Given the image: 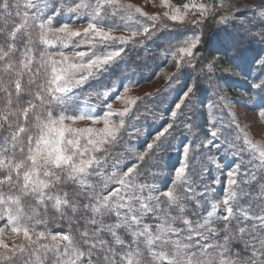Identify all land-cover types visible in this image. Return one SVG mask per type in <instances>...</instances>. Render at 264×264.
I'll return each instance as SVG.
<instances>
[{"label":"snow or ice","instance_id":"6c2138e0","mask_svg":"<svg viewBox=\"0 0 264 264\" xmlns=\"http://www.w3.org/2000/svg\"><path fill=\"white\" fill-rule=\"evenodd\" d=\"M161 4L173 23L189 14L200 19L188 24L220 16L227 32L229 0ZM141 17L139 7L121 0H0V235L10 230L21 238L11 245L0 239V264H264V137L256 141L240 126L223 95L206 105L203 138L192 123L196 110L189 111L200 80L219 69L217 79L248 86L264 122V3L207 64L200 34L164 49L176 68L166 88L185 66L200 63V75L137 146L131 140L144 133L126 127L136 99L123 100L128 106L117 112L109 102L115 84L86 96L80 90L121 56L114 45L152 34L158 18ZM92 97L93 106L76 111ZM77 121L102 127L75 128ZM177 132L188 142L177 146ZM221 148L232 156L227 165ZM173 151L180 158L168 168L161 162ZM50 209L67 232L49 230Z\"/></svg>","mask_w":264,"mask_h":264},{"label":"rangeland","instance_id":"374dc122","mask_svg":"<svg viewBox=\"0 0 264 264\" xmlns=\"http://www.w3.org/2000/svg\"><path fill=\"white\" fill-rule=\"evenodd\" d=\"M189 2V0H169V3L174 7H180L182 9V6L184 3ZM197 2H203V0H197ZM121 3L123 4H131L134 8L139 7L141 11L145 14V17L150 16H156L158 18V23L156 29L152 30V34L149 35V37L138 35L134 38L135 41H138V43H129L127 45H120L116 44L114 47L117 48H123L124 51L122 52L121 56L117 58L116 62L110 67L109 70H112L113 72H116V74H120V76L116 77V80L112 82V80H109L107 78H110L111 73L108 71L103 72L99 75H97L96 80L91 79L89 82H96L100 77H105V80L102 82L103 85H108L104 87V89L108 88L110 89L113 84L117 87V93H112V98L109 100V102L112 104V110L113 111H123L126 105L123 100L128 98H134L136 99L137 103L143 100V98H153L152 96L155 94H158L160 92H163L162 94L164 97H166L167 103L168 101H172L176 98L178 93L183 89L184 83H183V75H200L201 70V64L197 63L195 66V70H193L192 67L185 66L181 69L179 80L172 84L170 87L166 88V79L169 77L172 73L176 72L175 68V62L171 61L170 57H166L163 54V47H168L170 43H175L177 40H182L186 36L192 35V34H200L202 35V39L204 41V44L201 47V52H205V48L207 47V38L209 34L205 33L207 30V27L211 28L214 26H223L222 24H219L217 21L220 20V16H217L216 20L213 21L212 19H208L203 21L200 24H191L193 27H185L186 23L189 20H196L200 19L199 15L193 16L189 14L186 16L184 24L180 23H173L172 21L168 20L167 17L164 15L166 11H169V9H166L162 4L161 0H121ZM264 3V0H229V6L231 8L230 13H225L226 16H228V24L231 26L233 23L239 27L245 20L244 17L251 16L252 13L256 10V6ZM145 17H141V19H144ZM252 19V18H250ZM83 22V21H82ZM130 24L132 22H129ZM188 24V23H187ZM167 25L168 27H165ZM133 27L135 25H132ZM225 27V26H223ZM236 27V28H237ZM235 28V29H236ZM182 29H184L182 31ZM213 29V28H212ZM214 30V29H213ZM231 38L237 37V33L235 31H231L229 33ZM115 36H130L129 32H121L117 31L113 33ZM226 36V32L224 33ZM223 36L219 32V36H217L218 40L220 39H229ZM228 36V34H227ZM144 42L143 45L141 42ZM218 46V43H217ZM158 47L156 51L159 53L160 57L159 59L160 63L156 66H152V71L146 72L142 70V66L146 64V61L143 60L142 65H139L137 62H131L128 59V51H132V53L138 54V52L145 51L146 48L152 49ZM255 47V46H254ZM66 52H70L71 49H65ZM215 58V54L212 56L211 59ZM59 59V57H57ZM210 59V60H211ZM209 60V61H210ZM204 58L203 64H207L209 62ZM137 63L138 65H136ZM189 68H191L188 71ZM142 70V71H138ZM192 73V74H191ZM220 70L217 69L215 76H213L212 80H209L207 76L201 79L202 83L199 82V86L202 84L203 87H199V91H205L204 92V98H202V93L198 92L197 97L198 100L194 101L192 105V109H195V118L193 119L192 123L194 125H198V132L201 134V138H203L204 135H207V130L210 127L207 123L208 121V109L206 105L211 102L215 101L217 98V95H223L226 100L231 105V112L235 116L236 120L239 122L241 127H246L249 130V135L252 136V138L256 141H260L262 137H264V124L262 121L258 118V110L255 107V98L252 97L250 94V91L248 90V86L238 80H223V79H217V77L220 76ZM112 82V83H111ZM186 85L188 83L186 80L184 81ZM193 82L191 80L190 84ZM93 84V83H91ZM123 85H128L129 90L127 92L123 91L122 88ZM189 84V85H190ZM98 85H92L91 89H95ZM219 90V93L217 92ZM103 91V90H102ZM121 95V100H116L114 97L115 95ZM201 95V98H200ZM94 98L92 97L89 101V105H85L83 102L81 105L80 110L87 111L88 107L93 106ZM136 103V104H137ZM166 103V104H167ZM96 107V110L99 109L98 104L94 105ZM134 105L131 106V110L133 109ZM107 110V109H104ZM98 111H101L99 109ZM157 117L160 116V114H156ZM225 119L227 121V110H225ZM145 117L154 120L156 123V128H159L162 124L165 123V121L168 119H164L168 116H164L162 118H155L152 114H147ZM204 119V120H203ZM138 119H135L134 121H137ZM143 120L141 121V125L143 124ZM255 120V123L252 122ZM71 123V122H66ZM137 123L135 122V125ZM132 123H128L126 127L131 129ZM75 128H87V127H102V125H92L89 121H77L75 124L72 125ZM141 130L144 129V126L140 127ZM145 133V131H144ZM148 133V132H147ZM127 135V134H126ZM147 135V134H145ZM177 140L174 141V143L179 146L181 143H187L188 140L185 136L180 135L179 132L176 133ZM129 136V134L127 135ZM143 136H139V138H133L131 142L133 144H137L139 140L142 139ZM128 139V138H127ZM219 142H217V145ZM213 151H216V148H213ZM166 155V164L167 161L170 162V164L175 165L178 158H180V155L178 152L173 151L170 155ZM220 157L223 159L224 164H229L232 160V156L227 152V149L221 148L219 152ZM213 173L215 174V170H213ZM223 179V177H221ZM219 193V189H218ZM0 226H3V222H0ZM0 239H3L6 243H9V245L13 243H20L21 238L17 237L15 234L11 233L10 230H6L4 234L0 235Z\"/></svg>","mask_w":264,"mask_h":264},{"label":"trees","instance_id":"16d2710c","mask_svg":"<svg viewBox=\"0 0 264 264\" xmlns=\"http://www.w3.org/2000/svg\"><path fill=\"white\" fill-rule=\"evenodd\" d=\"M250 18H252V15L251 16H246L244 17V20H249ZM215 25H217L216 23H214V26H212L211 28L207 27V30L205 33L209 34L208 38H207V47L205 48V52L203 53V56L206 60H210L212 58V56L216 53V49L217 47L220 45V43L222 41H224V39H220V41L218 40L217 36H219V32L223 35L225 33V31H221V28H224L223 26H218V27H215ZM185 27H193L191 24H187L184 25ZM186 27V28H187ZM214 30H213V29ZM184 29H182L183 31ZM231 31H235L238 35L239 32H241V29H240V26L237 27L236 29L229 26H227V32H226V38H231V36H229L231 33ZM228 34V36H227ZM149 37V36H147ZM143 45H144V42L142 41L141 42ZM217 43H218V46H217ZM148 44V43H147ZM145 44V45H147ZM144 45V46H145ZM253 45V54H255V51H258L259 49L257 48V46ZM158 47H155V48H152L149 50V48H146L145 51H141V52H138V54L136 53H132V51H128V59L131 61V62H137L139 65H142V62L143 60L146 61V64L144 66H142V70L146 71V72H150L153 70V68H151L152 66H156L157 64L160 63L159 59L162 57H160L159 53L156 51ZM167 47H163V51L164 49H166ZM142 61V62H140ZM137 63H135L136 65H138ZM191 68H189L188 70H185V71H188L190 70ZM142 70H139L138 71H142ZM110 75V78H107V76L105 77H100L96 82H89V84L87 83L85 85V87L83 89L80 90V95L81 96H86L88 92H91V91H102L104 90V87L110 85V84H106V85H103L102 82L105 80V78L109 79V80H112V82H114L116 80V77L117 76H120V74H116V72H113L112 70H109L108 71ZM192 74V73H191ZM117 75V76H116ZM199 76V75H197ZM196 75H183V83L184 85H186V83L184 82L186 80V82L188 83V85L190 84L191 80H193L194 77H197ZM93 80H96V78H93ZM111 82V83H112ZM93 83V84H91ZM200 83H202V81L200 80ZM98 85L95 89H91L92 85ZM203 84V83H202ZM200 85L199 87H203V85ZM198 92H201L202 93V98H201V95H200V98L203 99L204 98V92L205 91H198ZM163 92H160L158 94H154L152 97L153 98H143L142 101H140L139 103H137L136 105H134L133 109L131 110V112L129 113V119H128V123H132L133 125H135V122L137 123L135 126L137 128L140 129V127L144 126V129L142 130V132L145 133L141 136L142 139L139 140V142L136 144L137 146H139L140 144L143 143L144 139L147 137V135L145 134H148L149 132H155V130L157 129L156 128V123H154L155 121L152 120V119H149L147 117H145V115L147 114H151V113H156V114H160V113H163L164 116H168V112H167V109L169 108V106L171 105V101H168L167 103V100H166V97H164L163 95H159V94H162ZM94 98V101H95V97ZM167 103V104H166ZM81 105L82 103L80 102V108H81ZM99 106V105H98ZM255 107L256 109H259V101L255 98ZM99 109H100V106H99ZM98 109V110H99ZM97 110V111H98ZM193 109H189V111H192ZM77 112L80 111V109H77L76 110ZM168 117L164 118V119H167ZM135 119H138L137 121H134ZM143 120V124L141 125V121ZM204 120V119H203ZM264 124V122H263ZM128 128V127H127ZM148 132V133H147ZM129 134L128 131H125L124 132V137H125V140H127L128 136L127 135ZM135 138H139V137H135ZM166 155L164 157V160L161 162L162 164L163 163H166ZM167 166L168 168H171L172 167V164H170L169 161H167ZM168 179V175H167V172H165L164 174H162L160 177H159V182L161 185H163L164 183H166ZM40 211H43V209H40ZM54 210L50 209L49 210V220H50V223H49V230L52 231L53 233L55 232H59V231H64V232H67L68 231V224L66 221L64 222H61L60 220V217L59 215H55V216H52L51 213L53 212ZM43 227V226H41Z\"/></svg>","mask_w":264,"mask_h":264}]
</instances>
